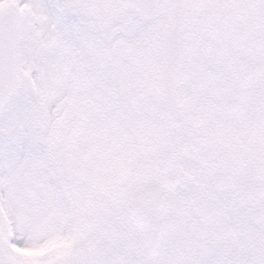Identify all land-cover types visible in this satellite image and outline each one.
I'll return each mask as SVG.
<instances>
[{"label": "snow or ice", "instance_id": "obj_1", "mask_svg": "<svg viewBox=\"0 0 264 264\" xmlns=\"http://www.w3.org/2000/svg\"><path fill=\"white\" fill-rule=\"evenodd\" d=\"M0 264H264V0H0Z\"/></svg>", "mask_w": 264, "mask_h": 264}]
</instances>
